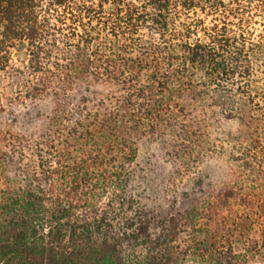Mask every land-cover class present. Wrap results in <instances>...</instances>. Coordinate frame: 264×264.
<instances>
[{
    "label": "trees",
    "instance_id": "trees-1",
    "mask_svg": "<svg viewBox=\"0 0 264 264\" xmlns=\"http://www.w3.org/2000/svg\"><path fill=\"white\" fill-rule=\"evenodd\" d=\"M179 9L215 17L204 39L176 37ZM262 13L264 0H0V73L23 109L0 123V264H184L193 249L264 264ZM19 43L24 69L11 66ZM217 122L238 153L217 209L243 212L213 231L197 207L155 215L137 189L140 145L160 142L183 170Z\"/></svg>",
    "mask_w": 264,
    "mask_h": 264
},
{
    "label": "rangeland",
    "instance_id": "rangeland-1",
    "mask_svg": "<svg viewBox=\"0 0 264 264\" xmlns=\"http://www.w3.org/2000/svg\"><path fill=\"white\" fill-rule=\"evenodd\" d=\"M173 19L177 38H186V36L191 35L190 41H196L204 39L205 28L212 27L215 17L207 12L202 13L200 10L184 11L179 9L174 14ZM219 19L221 16L217 15V21ZM251 28L254 34H258L264 29L263 19L260 17L251 19ZM142 33L147 35L145 31ZM261 58L263 59L259 60L260 68L253 75L256 82L254 85L261 89H255L252 92L253 96L256 97L255 100L260 103L264 102V56ZM27 63L26 44L19 43L12 51L11 66L24 69ZM11 84V78L7 74L0 73V98L4 104V109L7 111L0 115V123L5 129L9 125L12 127L15 116L19 120L23 114L22 108L7 106L8 98L10 99L12 95ZM0 108L2 109V107ZM12 111H15V116ZM214 127V137L211 139L213 143L209 148L204 149L205 152L201 150V160L199 159L196 163L193 160L183 170L179 166L173 165L160 142H143L140 145L138 169L141 178L137 189L141 193L143 203L154 211L155 215H171L179 210L197 207L202 212L199 226L213 231L217 228V222L222 221L223 223L225 218L226 225L233 221L236 214L243 212L244 207L235 200L220 211L217 209V187L227 175L229 162L233 160V157L236 158L238 153L234 144L225 136L226 131H228V124L217 122ZM15 130L18 131L21 128ZM258 231L259 229L256 227L255 232L258 233ZM237 247V250L244 249V242ZM193 251L195 250H191L184 264H215L210 257ZM246 264L261 263L252 259Z\"/></svg>",
    "mask_w": 264,
    "mask_h": 264
}]
</instances>
